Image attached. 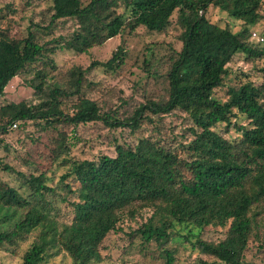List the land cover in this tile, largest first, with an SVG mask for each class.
Instances as JSON below:
<instances>
[{
    "label": "trees",
    "instance_id": "16d2710c",
    "mask_svg": "<svg viewBox=\"0 0 264 264\" xmlns=\"http://www.w3.org/2000/svg\"><path fill=\"white\" fill-rule=\"evenodd\" d=\"M46 1L48 23L31 20L27 33L18 35L11 33L7 20L17 13L16 4L0 6V98L13 77L32 70L27 84L40 99L38 104H1L5 122L0 133L17 121L40 126L57 120L73 129L99 122L134 135L144 123L160 124L173 112L183 113L186 133L165 136L154 126L156 135H140L135 141L112 137L113 154L93 158H73L60 147L52 159L64 152L59 163L66 169L57 186L48 184L47 170H39L34 160L26 162L29 170L21 171L0 157V171L18 182L16 188L0 186V205L3 201L25 210L10 230L2 226L6 217L0 218V245L35 233L21 264H45L54 248L64 249L71 264H99L107 235L121 229L124 217L139 216L142 222L130 235L139 239L141 250L154 244L163 264L176 261L177 247L171 243L187 244L206 256L191 264H242L264 209V83L255 84L248 75L230 82L229 64L237 54L264 57V47L251 42L260 43L250 31L262 18L264 0ZM210 8L239 20L241 28L233 31L211 21ZM174 15L180 47L170 46L162 57L151 48L141 65L145 79L158 80L162 91L145 94L131 112L119 116L120 107L106 110L86 94V86L92 85L86 78L89 69L101 65L116 72L125 63L121 45L105 62L56 76L55 51L86 54L140 28L164 33ZM68 20L75 25L69 34L40 41ZM219 89H224L222 96ZM230 130L235 135L227 136ZM209 228L220 229L223 236L205 239L201 234Z\"/></svg>",
    "mask_w": 264,
    "mask_h": 264
},
{
    "label": "rangeland",
    "instance_id": "374dc122",
    "mask_svg": "<svg viewBox=\"0 0 264 264\" xmlns=\"http://www.w3.org/2000/svg\"><path fill=\"white\" fill-rule=\"evenodd\" d=\"M26 1L28 2L27 6L25 5ZM11 2H14L18 9L15 15H10L7 19L11 26V33L26 34V28L30 25L31 20L39 22L43 26L48 23L50 13L47 11L46 0H0V6ZM261 15L262 18L250 27L251 32L254 31L259 37H263V40L258 44L254 39L251 41L258 47H264V7L261 10ZM207 16L211 21L221 26L228 25L233 31H238L241 28L239 20L229 17L226 12L219 9L210 8ZM74 28V22L71 20L59 23L51 33L42 36L40 41H47L60 34L67 35ZM179 33L180 28L176 24L174 15L170 28L164 33L150 32L140 28L131 34L124 31L103 44L92 47L86 54H77L66 49L57 50L53 54V59L58 65L56 76L60 77L75 67L86 69L91 62H105L117 46L121 45L125 50V63L116 72L109 71L101 65H95L86 72L87 80L92 83L91 86H86V94L97 99L106 110L120 107L118 113L120 116L123 111L124 113L131 112L134 106L143 101L145 94L155 96L162 91V84L158 80L147 81L145 79V72L141 67L142 61L145 56H148L151 48L154 54L159 57L167 56L170 46L178 49L180 47ZM229 68L231 71L230 82L238 81L240 77L245 80V75H248V78L255 84L264 83V57L246 59L244 54H237L231 60ZM32 74L33 71L29 70L13 77L4 89L0 105L5 102L21 100L38 104L40 99L27 84V80ZM217 94L222 96L224 89H219ZM123 101L126 103L123 104ZM183 119V113L173 112L165 115L160 124L155 120L144 123L142 129L137 130L134 135L127 128L111 129L99 122L79 125L73 129L72 125L57 120H49L48 123L43 121L40 126L30 120L17 121L16 126L8 128L7 133H0V157L3 162L21 171L29 170L26 162L34 160L38 164L39 170H47L48 184L57 186L59 185V175L66 169L62 162L59 163L60 159L65 156L64 152H61L56 160L52 159L60 147H65L66 152L77 159L93 158L98 154L109 155L113 154V146L110 142L112 137H116L120 141L123 139L135 141V138L140 135L153 133L156 135L157 127L165 136L177 135L179 137L185 132L187 126ZM4 122V119H0V123ZM226 135L231 136L235 133L230 130ZM14 177L0 171V186L5 184V186L16 188L18 182ZM18 192H22V190H18ZM2 203L0 218L6 217V219L3 218L2 226L10 230L14 222L23 216L25 210L8 206L3 201ZM62 205L63 203H59V206ZM143 215L147 216L146 213ZM140 222L142 219L139 216L132 220L124 217L120 221L121 229L110 232L101 245L104 260L99 264H163L154 244L149 245L148 249L141 250L139 239L130 235ZM255 232L256 234L252 235L249 240L242 264H264V209L258 216ZM34 234L29 235L25 240L17 239L2 243L0 245V264H21L22 255ZM201 235L207 240H218L223 236L218 228L204 230ZM170 245L177 247L174 264H191L200 257L206 258L205 255L193 252L187 244L179 246L176 243H171ZM45 264H71V259L64 249L54 248L49 250Z\"/></svg>",
    "mask_w": 264,
    "mask_h": 264
},
{
    "label": "built area",
    "instance_id": "2783aa9c",
    "mask_svg": "<svg viewBox=\"0 0 264 264\" xmlns=\"http://www.w3.org/2000/svg\"><path fill=\"white\" fill-rule=\"evenodd\" d=\"M251 35H252V37L256 38V39L259 40V41H262V40H263V37H259V36L257 35V33L254 32V31L251 33ZM12 126H16V124L13 123Z\"/></svg>",
    "mask_w": 264,
    "mask_h": 264
}]
</instances>
